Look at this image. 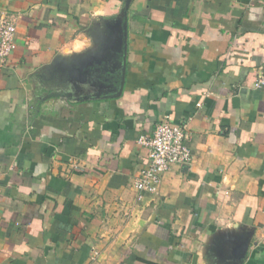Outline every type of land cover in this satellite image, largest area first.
I'll use <instances>...</instances> for the list:
<instances>
[{"label":"crops","instance_id":"obj_1","mask_svg":"<svg viewBox=\"0 0 264 264\" xmlns=\"http://www.w3.org/2000/svg\"><path fill=\"white\" fill-rule=\"evenodd\" d=\"M125 1L0 0V264H264V0H130L123 42ZM166 118L191 160L139 194Z\"/></svg>","mask_w":264,"mask_h":264},{"label":"built area","instance_id":"obj_2","mask_svg":"<svg viewBox=\"0 0 264 264\" xmlns=\"http://www.w3.org/2000/svg\"><path fill=\"white\" fill-rule=\"evenodd\" d=\"M16 25L6 15H0V64H4L16 49ZM255 87L264 86V74H259ZM191 136L185 126L173 124L168 118L159 122L151 135H142L137 143L147 151L148 162L134 181L139 194H154L162 175L174 165L187 164L191 160L188 143Z\"/></svg>","mask_w":264,"mask_h":264},{"label":"water","instance_id":"obj_3","mask_svg":"<svg viewBox=\"0 0 264 264\" xmlns=\"http://www.w3.org/2000/svg\"><path fill=\"white\" fill-rule=\"evenodd\" d=\"M129 2H130V0L125 1V11L123 12L124 21H123L122 29H121L122 35L119 36L120 40H122V38H123V42L126 40V36H127V20H126L127 12H126V9L128 7ZM116 50H118V49H116ZM111 67H112V69L111 70L106 69V72L109 75H114L116 77L115 82L118 83L117 87H116V92L118 94L122 90L124 77H125V48H123V50H122L121 59L112 63ZM99 70L100 69H96V71H99ZM98 80H100L99 77H98Z\"/></svg>","mask_w":264,"mask_h":264}]
</instances>
